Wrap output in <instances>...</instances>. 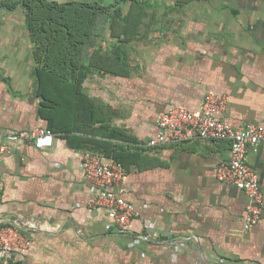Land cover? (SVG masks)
Wrapping results in <instances>:
<instances>
[{
    "label": "crops",
    "instance_id": "obj_1",
    "mask_svg": "<svg viewBox=\"0 0 264 264\" xmlns=\"http://www.w3.org/2000/svg\"><path fill=\"white\" fill-rule=\"evenodd\" d=\"M14 1L0 0V136L8 147L0 150V217L32 244L12 260L264 264V198L260 221L245 230L247 194L217 178L218 166L231 157L230 141L195 137L149 145L162 113L198 111L210 94L226 97L218 117L232 126L264 125V0H140L144 15L122 64L128 74L95 72L84 83L87 94L106 107L105 128L67 116L62 124L73 129L55 132L53 145L43 149L5 139L49 126L37 94L25 11L2 6ZM107 23L89 54L111 50L118 40ZM95 140L118 144L128 164L125 182L115 190L136 209L130 233L110 226L107 212L89 205L95 189L82 172L85 152L115 159L98 151ZM248 161L264 195V145L249 147ZM146 220L158 221L159 238L134 244ZM170 231L188 239L175 256L165 248Z\"/></svg>",
    "mask_w": 264,
    "mask_h": 264
},
{
    "label": "trees",
    "instance_id": "obj_2",
    "mask_svg": "<svg viewBox=\"0 0 264 264\" xmlns=\"http://www.w3.org/2000/svg\"><path fill=\"white\" fill-rule=\"evenodd\" d=\"M191 1L196 0H177L181 4ZM128 2L131 6L126 8ZM140 5V0H117L110 4L77 0H16L2 5L10 10L21 6L25 11V24L33 45L41 113L48 120L47 128L54 133L73 129L62 124L67 116L84 124L101 123L105 128L106 107L87 94L84 83L95 72L128 74L123 72L122 66L128 59L126 48L132 41L130 35L138 31L144 15ZM106 23L118 40L111 50L100 47L89 54L95 35L105 32ZM122 35L126 37L122 38ZM109 136L117 137V134ZM94 144L98 151L114 157L128 169L118 144L103 140H95ZM12 264L20 263L12 260Z\"/></svg>",
    "mask_w": 264,
    "mask_h": 264
},
{
    "label": "built area",
    "instance_id": "obj_3",
    "mask_svg": "<svg viewBox=\"0 0 264 264\" xmlns=\"http://www.w3.org/2000/svg\"><path fill=\"white\" fill-rule=\"evenodd\" d=\"M227 104L226 97L210 94L202 108L198 111H189L184 108H171L159 117L158 132L149 142L150 146L169 144L191 138L207 140H229L231 157L221 162L217 168V178L225 183H231L241 188L249 199L244 215V229L250 230L261 219L263 213V192L260 181L254 168L248 161V148L264 145V125L247 124L243 127H234L229 122L218 117ZM55 133L50 128H37L32 131H18L5 135L8 142L33 143L39 149L51 147ZM7 142L0 136V150H7ZM86 179L94 185V195L89 202L90 207L104 209L119 232L130 233L132 222L136 217V209L115 188L124 183L128 170L113 158H107L99 152L87 151L81 165ZM1 199V181H0ZM145 231L137 234L134 244L159 238L157 220H146ZM171 243H165V248L175 256L181 253L187 238L177 239L170 231ZM31 239L5 222L0 217V253L3 264H12L17 251L31 246Z\"/></svg>",
    "mask_w": 264,
    "mask_h": 264
},
{
    "label": "rangeland",
    "instance_id": "obj_4",
    "mask_svg": "<svg viewBox=\"0 0 264 264\" xmlns=\"http://www.w3.org/2000/svg\"><path fill=\"white\" fill-rule=\"evenodd\" d=\"M59 2H67L69 0H57ZM105 4H110L111 3V0L107 1V2H104ZM109 30V29H108Z\"/></svg>",
    "mask_w": 264,
    "mask_h": 264
}]
</instances>
